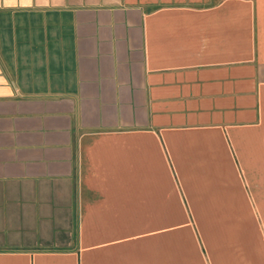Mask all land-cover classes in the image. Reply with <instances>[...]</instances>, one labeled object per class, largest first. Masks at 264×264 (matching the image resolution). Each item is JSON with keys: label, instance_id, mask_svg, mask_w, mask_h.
Here are the masks:
<instances>
[{"label": "crops", "instance_id": "obj_1", "mask_svg": "<svg viewBox=\"0 0 264 264\" xmlns=\"http://www.w3.org/2000/svg\"><path fill=\"white\" fill-rule=\"evenodd\" d=\"M0 264H264V0H0Z\"/></svg>", "mask_w": 264, "mask_h": 264}]
</instances>
